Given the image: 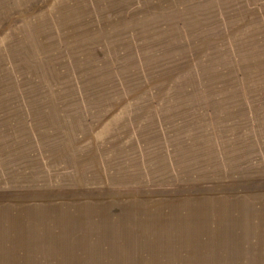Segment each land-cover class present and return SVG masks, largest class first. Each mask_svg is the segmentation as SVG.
Masks as SVG:
<instances>
[{"label": "rangeland", "instance_id": "rangeland-1", "mask_svg": "<svg viewBox=\"0 0 264 264\" xmlns=\"http://www.w3.org/2000/svg\"><path fill=\"white\" fill-rule=\"evenodd\" d=\"M0 264H264V0H0Z\"/></svg>", "mask_w": 264, "mask_h": 264}]
</instances>
